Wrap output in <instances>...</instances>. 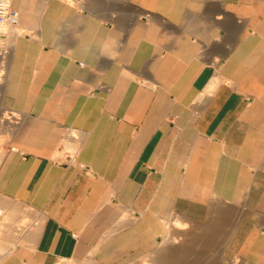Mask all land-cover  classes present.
<instances>
[{"label": "crops", "instance_id": "0c3cea01", "mask_svg": "<svg viewBox=\"0 0 264 264\" xmlns=\"http://www.w3.org/2000/svg\"><path fill=\"white\" fill-rule=\"evenodd\" d=\"M12 6L24 31L5 101L24 119L0 194L41 222L14 245L0 219V264H126L159 248L175 214L212 220L223 198L248 208L264 175V0ZM65 136L72 164L55 158ZM252 206L234 249L264 264V189Z\"/></svg>", "mask_w": 264, "mask_h": 264}, {"label": "rangeland", "instance_id": "374dc122", "mask_svg": "<svg viewBox=\"0 0 264 264\" xmlns=\"http://www.w3.org/2000/svg\"><path fill=\"white\" fill-rule=\"evenodd\" d=\"M66 1L72 5L84 7L87 0ZM20 27L17 14L15 23L4 25L5 34L0 41V158L8 149L15 148V133L24 119V114L21 111L8 105L5 101L8 67L15 35L24 31ZM29 33L33 34L32 31ZM212 88L213 85H210L206 92L209 93ZM247 99L250 101L252 97ZM75 152L76 146L69 144L67 136H65V139L61 142V148L55 154V158H59L67 164H72L76 162ZM238 177L239 181L245 179L240 174ZM254 178L251 183V186H253L251 196L246 197L248 198V208L244 210L240 206L235 207L227 204L225 203L226 198H223L221 217L198 221L191 217L175 214L162 224L165 233L161 236L159 248L153 252L135 256L128 260L126 264H243L241 256L235 253L234 248L238 237H234V235L235 231H242V224L239 222L242 216L250 214L249 219H251L256 218L261 213L252 205L257 203V196L264 189V175H255ZM237 194L239 195V192ZM0 209H2L0 219L9 223L13 221V227L15 228L21 226L22 223L25 224L28 228L24 233L30 227V230L36 231L40 225L41 216L38 212L1 194ZM192 209L196 213L201 211L203 214L208 213L207 209L200 211L198 208ZM1 227L0 223V235ZM260 231L264 234V226L260 228ZM13 232L15 234V231ZM21 237L17 238L15 234L14 245L22 243ZM60 264L75 263L64 261Z\"/></svg>", "mask_w": 264, "mask_h": 264}, {"label": "built area", "instance_id": "2783aa9c", "mask_svg": "<svg viewBox=\"0 0 264 264\" xmlns=\"http://www.w3.org/2000/svg\"><path fill=\"white\" fill-rule=\"evenodd\" d=\"M17 12L12 8L11 0H0V41L5 34L4 25L15 23Z\"/></svg>", "mask_w": 264, "mask_h": 264}, {"label": "bare ground", "instance_id": "6f19581e", "mask_svg": "<svg viewBox=\"0 0 264 264\" xmlns=\"http://www.w3.org/2000/svg\"><path fill=\"white\" fill-rule=\"evenodd\" d=\"M2 211V209H0V212ZM15 211V210H14ZM13 211V212H14ZM2 213V212H1ZM13 223V222H12ZM15 227H13L14 229ZM26 228H28L25 224H21V226H19L18 228H15L13 231H15V234L17 236V238H20L22 233H24V231L26 230Z\"/></svg>", "mask_w": 264, "mask_h": 264}]
</instances>
